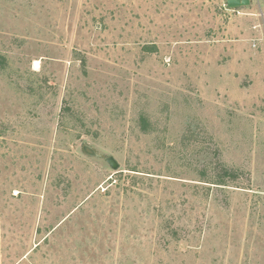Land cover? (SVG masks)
I'll return each mask as SVG.
<instances>
[{
    "label": "rangeland",
    "instance_id": "rangeland-1",
    "mask_svg": "<svg viewBox=\"0 0 264 264\" xmlns=\"http://www.w3.org/2000/svg\"><path fill=\"white\" fill-rule=\"evenodd\" d=\"M227 1L0 0V264H264V0Z\"/></svg>",
    "mask_w": 264,
    "mask_h": 264
},
{
    "label": "water",
    "instance_id": "water-1",
    "mask_svg": "<svg viewBox=\"0 0 264 264\" xmlns=\"http://www.w3.org/2000/svg\"><path fill=\"white\" fill-rule=\"evenodd\" d=\"M250 5V0H228L227 1V6L230 9H238L241 7L249 6ZM83 152L90 157L98 158V159H106L108 164L115 170L119 168L118 163L116 160L112 157L106 158V156L99 154L95 148L89 146V145H84L83 146Z\"/></svg>",
    "mask_w": 264,
    "mask_h": 264
},
{
    "label": "bare ground",
    "instance_id": "bare-ground-1",
    "mask_svg": "<svg viewBox=\"0 0 264 264\" xmlns=\"http://www.w3.org/2000/svg\"><path fill=\"white\" fill-rule=\"evenodd\" d=\"M36 64H38V63H36Z\"/></svg>",
    "mask_w": 264,
    "mask_h": 264
}]
</instances>
